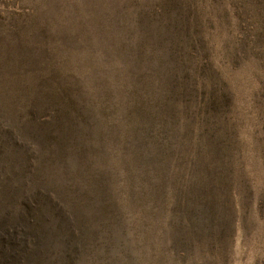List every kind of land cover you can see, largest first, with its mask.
I'll list each match as a JSON object with an SVG mask.
<instances>
[{"label": "rangeland", "instance_id": "374dc122", "mask_svg": "<svg viewBox=\"0 0 264 264\" xmlns=\"http://www.w3.org/2000/svg\"><path fill=\"white\" fill-rule=\"evenodd\" d=\"M0 264H264V0H0Z\"/></svg>", "mask_w": 264, "mask_h": 264}]
</instances>
